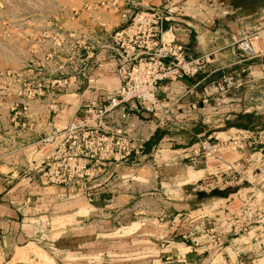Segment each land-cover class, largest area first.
Returning a JSON list of instances; mask_svg holds the SVG:
<instances>
[{"label": "built area", "instance_id": "obj_1", "mask_svg": "<svg viewBox=\"0 0 264 264\" xmlns=\"http://www.w3.org/2000/svg\"><path fill=\"white\" fill-rule=\"evenodd\" d=\"M111 6L117 13V3ZM176 15L172 5L141 8L133 5L120 12L121 26L111 31L104 29V35L88 38L80 31L56 34V39L46 44V58L54 63V68L64 71V78L52 81V88L56 89L47 90L46 95L38 94L46 98L43 102H38L35 95L24 94L25 80L6 77L1 80V89L13 92L9 97L0 95L1 106L11 103L13 108L8 116L6 112L9 126L1 132L4 137L0 148L16 149L21 155L15 164H5L11 166V172L3 174L5 183L11 186L27 180L63 190L68 198H75L91 194L111 178H122L128 167L135 168L131 157L143 154L145 143L170 120L171 112L159 97V88L165 83L196 79L209 63L208 55L188 58L186 47L172 36V30H164V25L174 22ZM232 40L246 60L263 55L264 18L252 29L237 31ZM28 43L31 59L22 61L15 68L18 72H33L37 68L38 40L31 37ZM102 52L108 59L118 60L119 67L126 68L119 87L101 90L103 99L92 100L88 106L83 101L76 108L58 103L60 93L80 91L83 80L89 78L91 62ZM244 73L245 70L236 75L223 74L209 82L203 87L204 97H225L240 89L245 83ZM59 87L64 88L62 92ZM40 103H46V120L26 129L23 118L28 114L37 122L42 117L31 113L32 104ZM62 112H67L68 121L57 124L54 118ZM144 115L160 122L150 134L140 135L138 132L149 122L143 121ZM244 131L233 138L199 140L176 154L188 162L186 167L191 171L197 172V167L203 165L196 191L209 193L233 185L239 187L237 193L221 202L223 205L200 210V216L206 219L202 237L218 248L223 247L228 236L247 240L244 244L251 251L264 254V198L255 199L252 189L244 187V183L254 185L248 178L252 165H257L255 170L259 171L257 185L264 183V148H253L254 142L249 137L253 131ZM161 149L154 148L155 155Z\"/></svg>", "mask_w": 264, "mask_h": 264}, {"label": "crops", "instance_id": "obj_2", "mask_svg": "<svg viewBox=\"0 0 264 264\" xmlns=\"http://www.w3.org/2000/svg\"><path fill=\"white\" fill-rule=\"evenodd\" d=\"M169 5L176 8L177 15L174 22L164 25V30H172V36L186 47L188 58L209 56V63L196 79L165 83L159 88V97L171 112L170 120L162 127L169 126L171 130L174 126L184 128L193 123L202 100V88L209 82L222 74L236 75L240 73L237 71L256 67L259 59L246 60L234 45L232 37L240 29H252L261 22L264 18V0H142L137 6ZM80 33L86 35V30H80ZM15 51V67H19L23 53L21 48ZM125 71L126 68L119 67L118 60L108 59L104 52L97 54L91 62L89 78L83 80L80 91L77 94L60 93L57 102L76 108L83 101L88 106L92 100L103 99L101 90L117 89ZM143 119L149 122L142 132H138L140 135L150 134L153 126L160 122V119L151 120L148 115H144ZM54 121L65 124L68 121L67 112L58 114ZM186 132L191 131L186 128L175 134ZM242 133L245 131L237 128L223 132L208 131L195 134L193 140L183 143V137L180 142H174V133L171 132L172 137L164 138L157 147L162 148L160 154L155 155L154 149L140 155L134 154L130 162L135 164V168H126L122 178H111L91 194L75 198H68L63 190L27 180L9 186L3 179V169L7 166H1L0 255L4 259L8 255L16 256L18 250L29 248L37 240L49 239L43 223L53 220L55 213L65 211L68 219L76 220L79 226L73 230L53 228L51 236H54L52 233L61 232L56 240L51 239L55 241L53 244L59 238L65 241L71 231L79 236L75 243L77 245H74L76 251H65L62 264H264V254L255 256L252 261L247 260L250 247L244 244V240L228 236L224 239L223 247L218 248L202 237V224L206 219L200 216L201 212L196 211L194 204L204 197L224 202L231 196L232 190H215L207 194L196 191L203 165L197 167V172L191 171L186 167L188 162L176 154L199 140L209 137L233 138ZM249 137L254 142L253 148H264V131H253ZM141 190L147 192L145 197L139 196ZM81 199L86 207L76 209L78 206L75 204L74 207L73 204ZM85 210L91 217L108 219L92 230L95 240L89 247L81 239L87 237L89 229L83 225L82 219L87 217L82 215ZM150 223H158V229H164L163 232L157 233L155 240H138L142 236L137 233ZM136 224H139L138 229H134L128 239L115 240L111 237L115 229L128 230ZM143 235L150 237V234ZM163 238L166 244L160 242ZM53 244L51 246L57 247Z\"/></svg>", "mask_w": 264, "mask_h": 264}, {"label": "rangeland", "instance_id": "obj_3", "mask_svg": "<svg viewBox=\"0 0 264 264\" xmlns=\"http://www.w3.org/2000/svg\"><path fill=\"white\" fill-rule=\"evenodd\" d=\"M115 2L118 6L117 13L115 8L111 6V4ZM141 2L142 0H0V81L5 77L8 79L25 80L27 86L23 87L24 94L26 96L35 95L38 102H43L46 98L43 96L39 97L38 94L44 93L46 95L47 90L50 92L52 89H56V87L52 88V81L57 78H64V75L62 76L64 71L58 70L56 67L54 68V63H51L46 58L49 41H54V39H56V34L58 35L63 32H79L83 29L86 30L88 38L94 37L96 34L98 36L101 34L104 35V29L111 31L121 26V11H124L133 5H139ZM81 25L83 27H81ZM31 37L38 40V57L35 59L37 68L33 72H18L15 69L17 59L15 58V53L13 51H17V48L20 50L21 48V52L25 51L22 54L21 61L24 62L25 60H28L29 62L31 54L29 51L30 43H28V40H30ZM47 42L48 45L46 46ZM256 59H259V62L255 64V68H245L243 79L246 83H244L240 89L231 92L225 97L212 96L208 99H206L204 94L201 93L202 100L198 104L197 116L195 120L192 121L193 123L184 128L180 126H174V128H171L170 132L174 133V136H171L174 142H180V138L183 137L182 142L188 143L189 140H193L192 138L195 134L208 131H226L224 130L226 124L228 122L234 123L235 116L241 113L254 114L256 116L254 118L256 121L254 125L258 128L256 131H264L262 129L264 124V54ZM47 63H49V65ZM239 72L241 71H237V73ZM18 75L20 77H18ZM221 76L214 80L220 79ZM59 89L60 92H62L61 90L64 88L59 87ZM35 91H37V93H35ZM0 95L9 97L13 96V92H5L0 86ZM2 104L3 103H0V142H2V137H4L1 132H4L5 126H9V119L6 117V112L8 116L13 108L11 103L1 106ZM45 104L46 103L32 104L31 113L39 114L42 117L39 118L37 122V119L30 117L28 114L23 118V123L25 124L26 129L35 128L40 123L43 124V120H46V115L48 114V110L44 106ZM196 127H199L201 131L200 133H197L194 130ZM186 128L191 132L175 134V132L180 130L183 131V129ZM8 137L12 136L8 135ZM9 139L10 138H8V140ZM20 158L21 155L16 149L4 150L0 148V167L6 166L5 164L13 165L20 160ZM255 166L257 165H252V167H250V172L248 173V178H250L251 182H254V185L244 183V187L246 189H252L251 192L254 193L255 199L258 198V200H262L264 198V194H262L264 193V183L257 185L259 182L257 179L259 171L255 170ZM9 169H11V166L4 168L3 172L7 174ZM238 188L237 185H233L229 189L232 190V194H235L237 193ZM145 193L147 192L141 190L139 191V196L145 197ZM203 194L207 193L203 192ZM255 199L253 201H255ZM82 201L84 200L81 199L80 202L77 200L73 206L75 207L76 204L78 206H76V209H84L86 206ZM218 201L219 200L217 199L212 200L204 197L199 200L198 203L194 204L196 205L195 209L198 211L202 210L203 207L210 208L214 204L216 206L223 205ZM82 215H87L86 219L82 220L83 225L89 229L86 233L87 237L81 239L84 240L83 242L88 243L87 247H89V245L95 240V236L93 237V234H91L92 230L97 227L99 228L101 223H105L108 219L102 216L91 217L87 210H85ZM52 217L53 220L45 219L46 221L43 223L47 229L46 234L49 239L37 240L34 244L29 245V248L25 247L18 250L16 256L8 255L7 258L4 259V257L0 255V264H62L61 259L66 256L65 251H76L77 247H74V245H77L75 243L79 234L77 232L73 233V231L69 233L68 231L69 234L67 233L68 235H66L65 241L59 238V241L56 244H53L55 241L53 242L52 240H56L61 232L57 231L55 234L52 233L54 236H51L50 233L53 228H62V230L63 228H67L73 230L77 229L79 225L76 223V220L68 219L69 215L66 214L65 211L55 213ZM80 220L81 219H78L77 221ZM159 226L158 223L146 224V226L142 227V230L137 233L142 236L138 240H148L149 238L155 240L154 238L158 237L157 233H162L164 230L158 229ZM138 227L139 224L134 225L133 228L128 230H123L121 228H118L119 230L115 229L114 232H111V237L115 240L128 239L133 230H137ZM143 234H150V237H148L149 235L144 236ZM173 236L175 237V235ZM165 240L166 239L163 238L160 242L166 244ZM245 241L247 240H244V242ZM51 244L57 245V247H53ZM248 250L250 253H248L249 259L247 260L254 259L255 256L261 254L253 250L251 251L250 249Z\"/></svg>", "mask_w": 264, "mask_h": 264}, {"label": "trees", "instance_id": "obj_4", "mask_svg": "<svg viewBox=\"0 0 264 264\" xmlns=\"http://www.w3.org/2000/svg\"><path fill=\"white\" fill-rule=\"evenodd\" d=\"M256 116L254 114H239L236 116V118L234 119V123L232 122H228L226 124V127L224 128V130L230 129V128H237V129H242V130H250V131H256V129H258L254 124H255V118ZM256 127V128H255ZM262 129L264 130V124ZM194 130L197 133H200V129L199 127L194 128ZM166 137H171V132L169 129V126H165L162 128H159L155 134L153 135V137L145 143V148L144 151L146 152H150L152 149L157 148L159 146V144L162 142V140ZM176 238H178L175 235Z\"/></svg>", "mask_w": 264, "mask_h": 264}, {"label": "bare ground", "instance_id": "obj_5", "mask_svg": "<svg viewBox=\"0 0 264 264\" xmlns=\"http://www.w3.org/2000/svg\"><path fill=\"white\" fill-rule=\"evenodd\" d=\"M28 250V249H27ZM29 252V251H28ZM19 254H20V252H19ZM23 254V253H22ZM21 256V255H20ZM24 256V255H23Z\"/></svg>", "mask_w": 264, "mask_h": 264}]
</instances>
